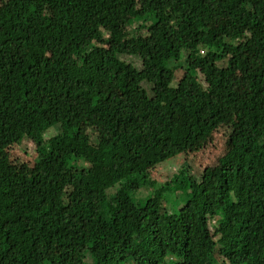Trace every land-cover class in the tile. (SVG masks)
I'll use <instances>...</instances> for the list:
<instances>
[{"label":"trees","instance_id":"trees-1","mask_svg":"<svg viewBox=\"0 0 264 264\" xmlns=\"http://www.w3.org/2000/svg\"><path fill=\"white\" fill-rule=\"evenodd\" d=\"M242 115L216 168L152 177ZM24 139L30 176L1 156ZM55 249L65 264H264V0L0 5V264Z\"/></svg>","mask_w":264,"mask_h":264},{"label":"rangeland","instance_id":"rangeland-1","mask_svg":"<svg viewBox=\"0 0 264 264\" xmlns=\"http://www.w3.org/2000/svg\"><path fill=\"white\" fill-rule=\"evenodd\" d=\"M7 0H0V5H4ZM134 10L133 9H124L120 18L126 20L128 26L123 29V33H128L136 25H134ZM216 28L218 25L215 26ZM114 51H119L120 47L117 44H111L108 46ZM124 60H132L138 68H141V62L137 58H127L122 57ZM250 64L254 70L261 68L259 61L255 58H250ZM224 66V64H222ZM226 66V65H225ZM231 82L242 94H247V88L239 73L237 71H228ZM186 113V111H182ZM182 113L180 115L183 118L185 115ZM73 115L80 114V107H75L72 110ZM244 125H248L247 117L244 115L239 116L238 119L230 120L225 126L215 132L211 137L204 140L201 144L189 150V152L184 155L179 156L177 159H172L162 164L157 169H154L151 174L154 179L159 180L160 183L168 182L174 175L179 174L182 167L187 165L190 166L191 172L197 179H200L203 175V170L210 167L216 168L219 159L223 157L228 147H233L242 139L241 137V128ZM55 130H51L53 133ZM2 159L5 160L8 164L12 165L18 172H25L28 176L32 175L33 167L35 165L34 159L36 157V147L28 139H24L21 145H15L8 150L4 151L2 154ZM188 198L185 193H179L176 195L174 202L171 203L170 209L173 212H178L179 209L187 202ZM214 231V227H210ZM62 253L57 249L54 250L51 256V261L53 264H65L59 262L56 256V253ZM29 264V263H27ZM30 264H44V260L41 257H33L30 260Z\"/></svg>","mask_w":264,"mask_h":264}]
</instances>
